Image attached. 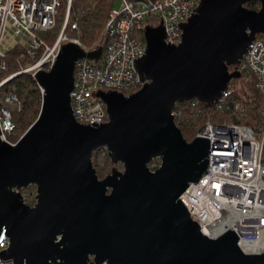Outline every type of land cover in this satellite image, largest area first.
<instances>
[{
  "label": "water",
  "instance_id": "obj_1",
  "mask_svg": "<svg viewBox=\"0 0 264 264\" xmlns=\"http://www.w3.org/2000/svg\"><path fill=\"white\" fill-rule=\"evenodd\" d=\"M200 0L179 22L181 41L164 42L160 24L145 26L146 48L133 65L143 82L124 95L96 94L108 121L78 123L70 92L78 58L96 60L103 38L85 51L61 45L52 67L38 70L37 117L14 144L0 140V258L13 264H264V251L246 253L227 230L209 237L179 195L206 172L209 139L187 141L171 111L198 99L211 105L241 76L236 69L255 35L264 37V0ZM161 19V18H160ZM104 37V36H103ZM233 66L230 71L229 67ZM105 148L113 164L99 179L92 154ZM160 165L150 170L153 158ZM35 186V203L19 192Z\"/></svg>",
  "mask_w": 264,
  "mask_h": 264
},
{
  "label": "built area",
  "instance_id": "obj_2",
  "mask_svg": "<svg viewBox=\"0 0 264 264\" xmlns=\"http://www.w3.org/2000/svg\"><path fill=\"white\" fill-rule=\"evenodd\" d=\"M199 2L120 0L118 8L113 6L104 25L99 58L91 60L82 57L74 63V87L70 92L74 119L91 126H95L92 121L97 125L108 121L106 104L95 94L97 90L106 92L110 89L129 95L141 87L143 82L139 80L133 58L140 57L145 51V26H157L162 20L166 33L164 42L177 45L182 32L177 23L187 21L190 13H195L192 9H196ZM71 4L72 0H66L62 28L49 43L44 36L56 25L61 0H0L1 141L14 144L20 137L14 138L16 124L9 109V105L17 110L21 107L13 78L21 73L34 78L38 70H49L61 45L66 42L71 41L85 51L90 50L81 44L77 36L70 37L63 31L69 24L79 34L76 22H69ZM14 48L20 49L29 62L7 75V54ZM236 69L252 73L256 87L264 96V37L261 34L255 35L248 44ZM234 91L230 81L211 105L195 98L183 107L175 103L171 114L176 126L180 127L183 111L189 110L197 118H202L194 137L209 139L206 172L196 182L188 184L179 195V200L200 228L216 230L215 236H207L214 238L232 230L238 237V244L242 242L246 246V253H260L264 251V123L258 133L255 126L244 121L248 111L234 97ZM203 104L208 108L205 109ZM219 112H226L234 119H216L215 114ZM260 114L264 117V108ZM151 161L148 167L155 170L160 161L156 165ZM19 192L27 204L26 194L21 189ZM7 246L8 238L2 232L0 250ZM0 264H13V261L11 258H0ZM88 264H93L91 258Z\"/></svg>",
  "mask_w": 264,
  "mask_h": 264
},
{
  "label": "trees",
  "instance_id": "obj_3",
  "mask_svg": "<svg viewBox=\"0 0 264 264\" xmlns=\"http://www.w3.org/2000/svg\"><path fill=\"white\" fill-rule=\"evenodd\" d=\"M113 5L114 0H72V4L69 9V19L72 22H76L79 29V34H77L75 30H72L69 24L64 27V33L68 34L70 37L77 36L81 44L87 49L93 48L99 44L102 38L104 40V25L108 16V12L113 7ZM245 6L255 9L259 6V2L257 0H250L246 2ZM65 10L66 0H61L58 17L61 16L62 19ZM55 37L56 32H54V29L46 32L44 36L45 40L49 43L52 42ZM99 46H103V42L99 44ZM7 62L8 70L6 74L19 70L20 67L25 66L29 60L20 49L14 48L8 52ZM232 69L233 66H230L229 70ZM238 78H243L246 82V91L243 98H239V95L236 93V89L234 88V97L239 99L248 111V116L244 119V121L252 126L263 124L264 117H262L260 114V108L264 105V96L256 87L254 76L250 72L241 71V76ZM238 78L232 79L231 84L233 85L238 80ZM12 82L14 83L16 92L21 99L20 109L11 111L12 120L22 129H26L38 115L41 104V91L35 79L26 73L16 75ZM188 101L189 100L178 102L177 105L178 107H183L186 103H188ZM203 107L205 109L208 108V106L205 104H203ZM215 115H217L216 119L219 120L226 119L230 121L234 119V117L226 112H219ZM198 119L200 118H197L189 110L183 111L179 129L187 141H190L194 138V133L196 131L194 126L189 125L187 122L192 121V123L194 122L195 126H198ZM109 162L106 160L104 166L95 168V172L99 179H102L107 175L106 172L109 170L110 164L112 163Z\"/></svg>",
  "mask_w": 264,
  "mask_h": 264
},
{
  "label": "rangeland",
  "instance_id": "obj_4",
  "mask_svg": "<svg viewBox=\"0 0 264 264\" xmlns=\"http://www.w3.org/2000/svg\"><path fill=\"white\" fill-rule=\"evenodd\" d=\"M120 5V0H114V7L115 8H118ZM65 14V13H64ZM64 17V16H63ZM63 17L61 19V16H59L57 18V22H56V25L55 27L53 28L54 29V32H56V35L59 34L61 28H62V24H63ZM70 20V19H69ZM69 22H72V21H69ZM68 35V34H67ZM103 42V40H102ZM12 73V72H11ZM10 74V73H8ZM7 74V75H8ZM233 87L236 89V93L239 95V98H243L244 95H245V91H246V82L244 81L243 78H238V80L233 84ZM21 101V99H20ZM264 108V105L260 108V109H263ZM9 109L10 111H13V110H17V108H15V106L13 105H9ZM261 111V110H260ZM199 120V125L198 126H195L194 122L192 123V121H188L187 123L191 126H194L195 130L200 126L201 124V121H202V118L198 119ZM194 124V125H193ZM181 125V124H180ZM262 125L263 124H258L256 125V130L258 133H260L261 131V128H262ZM26 129H22L18 124H16V132H15V135H14V138H18L19 136L22 135V133L25 131ZM91 160H92V164H93V167L94 168H97L99 166H104L105 165V161L108 160V162L110 161V159L108 158L107 156V151L105 148L101 147V148H98L97 150H95L92 154V157H91ZM160 161L159 158H156L154 160L151 161V164H158ZM111 163V162H109ZM151 167V165H150ZM112 168H116L118 170H122V165L120 163H117V164H110V168L109 170L106 172V174H109L111 172V169ZM21 191L23 193L26 194L27 196V205H32L35 203V186L34 185H29L27 186L25 189H21Z\"/></svg>",
  "mask_w": 264,
  "mask_h": 264
},
{
  "label": "bare ground",
  "instance_id": "obj_5",
  "mask_svg": "<svg viewBox=\"0 0 264 264\" xmlns=\"http://www.w3.org/2000/svg\"><path fill=\"white\" fill-rule=\"evenodd\" d=\"M201 229H202L203 233H205L209 236H215V234H216V230L208 229V228H205L203 226H201ZM239 246L242 248L243 251L247 252V248H246V246H244L242 244V242H239Z\"/></svg>",
  "mask_w": 264,
  "mask_h": 264
}]
</instances>
